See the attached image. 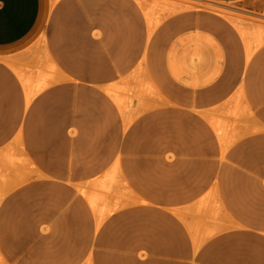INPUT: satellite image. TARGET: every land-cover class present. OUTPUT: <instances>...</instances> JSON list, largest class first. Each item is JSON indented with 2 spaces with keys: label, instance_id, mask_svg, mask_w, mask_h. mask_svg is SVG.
I'll list each match as a JSON object with an SVG mask.
<instances>
[{
  "label": "rangeland",
  "instance_id": "rangeland-1",
  "mask_svg": "<svg viewBox=\"0 0 264 264\" xmlns=\"http://www.w3.org/2000/svg\"><path fill=\"white\" fill-rule=\"evenodd\" d=\"M0 264H264V16L44 0L0 50Z\"/></svg>",
  "mask_w": 264,
  "mask_h": 264
},
{
  "label": "crops",
  "instance_id": "crops-1",
  "mask_svg": "<svg viewBox=\"0 0 264 264\" xmlns=\"http://www.w3.org/2000/svg\"><path fill=\"white\" fill-rule=\"evenodd\" d=\"M264 16V0H208ZM44 0H0V50L27 37L37 24ZM30 100H27V103Z\"/></svg>",
  "mask_w": 264,
  "mask_h": 264
},
{
  "label": "bare ground",
  "instance_id": "bare-ground-1",
  "mask_svg": "<svg viewBox=\"0 0 264 264\" xmlns=\"http://www.w3.org/2000/svg\"><path fill=\"white\" fill-rule=\"evenodd\" d=\"M249 53V52H248Z\"/></svg>",
  "mask_w": 264,
  "mask_h": 264
}]
</instances>
